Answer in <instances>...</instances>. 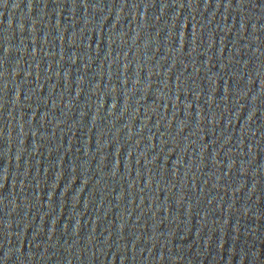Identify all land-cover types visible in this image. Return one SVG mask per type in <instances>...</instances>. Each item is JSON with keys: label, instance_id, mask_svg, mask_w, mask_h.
I'll use <instances>...</instances> for the list:
<instances>
[{"label": "water", "instance_id": "water-1", "mask_svg": "<svg viewBox=\"0 0 264 264\" xmlns=\"http://www.w3.org/2000/svg\"><path fill=\"white\" fill-rule=\"evenodd\" d=\"M264 220V0H0V264H234Z\"/></svg>", "mask_w": 264, "mask_h": 264}]
</instances>
